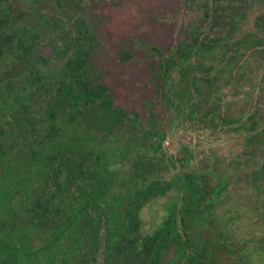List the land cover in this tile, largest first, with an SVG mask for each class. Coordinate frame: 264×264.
<instances>
[{
	"label": "trees",
	"instance_id": "1",
	"mask_svg": "<svg viewBox=\"0 0 264 264\" xmlns=\"http://www.w3.org/2000/svg\"><path fill=\"white\" fill-rule=\"evenodd\" d=\"M99 4L97 2L96 5L100 6ZM192 4H197L196 16L191 15ZM262 5L264 4L258 3L257 0H250L249 8L253 9L248 13L245 12L247 16L242 15L237 20L231 21L228 36H221L209 42L204 37L209 29L203 30L200 21L209 17L211 24L209 27L212 26L211 20L215 15L214 5H211L209 0H179L170 15V21L176 32L174 41H169L167 45L143 41L142 44H138L143 51L140 58L137 49L133 48V42L128 45L123 43L118 54V62L122 65L135 63L139 66L142 62H147L150 73L144 85L152 89L153 100L144 99L142 105L147 110L145 122L150 134L148 137L156 136L157 141L149 144V149H146L147 136L144 129L137 125L141 124L137 121V115L132 119L134 123L126 125L125 121H122L118 129L119 122L113 117L111 100L108 96L105 97V111L99 112L97 106L100 104L98 105L92 96L97 73L89 69L88 63L82 64L80 69L75 64L74 73H76L72 79L76 80L67 85L72 90L79 86L80 94L73 97L74 108L69 114L72 119L68 118L66 122L63 120L60 124L65 131L55 130L58 125L54 126V116L49 103L44 105L45 111L42 110V113L48 115L53 125L39 114L41 117L37 118L33 126L40 122L44 128L43 131H37L38 127L33 130L34 141L29 151L14 149L15 138L13 139L12 134L5 130L4 125L3 128L0 126L2 198L0 223L3 264H23L22 259L17 256L19 251L28 252L29 254H26L34 261H41L42 264L59 262L88 264L86 257L97 245V224L101 220L107 222V246L100 264L119 262L124 264V257L128 256L125 253L128 244L131 245L132 257L129 259L131 264H160V254L168 247L171 238L178 241L183 264H255L254 259L264 255V202L261 201L264 197V163H260L240 183L233 184L229 190L217 192V196L211 197V203L206 207L202 205L205 196L201 175L195 174L192 170L187 171L188 159L179 158L182 168L178 176L180 178L165 185V191L156 204L163 206L164 209L160 222L150 232H139L133 237L128 236L126 213L120 208L123 200L129 198L128 185L132 184L135 190H140L146 183L142 179L138 183L135 182L137 160L129 164L132 172L135 169L131 180L126 176L121 179L120 169L130 156L133 158V155H138L144 151V148L147 152L160 150L161 144L168 137L170 124L168 115L174 105H180L179 110H182L181 103L194 99L193 92L197 96L198 94L204 96L207 93L218 97L224 85L219 84L217 87L214 80L223 74L225 65L229 63H232L233 67L231 71L228 70L229 73H226L244 90L243 98L246 100L242 99L244 103L239 105L237 111L233 110L230 101L225 103L222 111L217 104V110L214 109L215 106L213 107L216 112L211 109L213 116L210 118L215 119L217 116L225 115L230 122L237 121L232 125L235 132L239 129L241 134L249 132L248 120L244 119L242 122L241 118L252 113V109L246 107L247 95L256 85L257 80L258 86L264 82V77L261 81L257 76V72L259 73L264 65V59L256 69L252 68L249 58L238 62L235 55L240 53L245 39L246 45L252 43L254 48L260 44L255 22L256 16L262 8L264 9L260 7ZM255 9V13H258L254 16L252 11ZM250 13H252L250 17H253L252 23L249 21ZM80 19L84 25V18ZM71 62L73 63L72 60ZM190 70L196 72L203 70V72L193 75L195 79L193 80ZM80 72L82 77H79ZM263 75L264 73L261 76ZM180 79L183 80L176 87L175 81ZM202 80L206 84L199 82ZM70 95L66 96L67 99L71 98ZM37 112L41 111L38 109ZM122 129L124 134L115 144L116 149L119 148L118 144L126 141H130V144L137 142L139 148L132 149L130 156L126 151L115 152L120 158L114 159V173L111 174H109L108 156L104 151L92 147L91 143L85 145L79 141L72 142V136L77 138L75 132L79 131L78 134H89L96 138L95 144L105 143L111 141L112 136L116 138L117 133ZM261 134V131H257L254 138H262ZM142 142L143 146H141ZM104 147L108 149L109 146ZM172 164L176 166V161L172 160ZM76 171L83 174V179L90 185V189L82 191L80 197L70 192L72 174ZM49 183L56 187L59 202L56 208L46 211L48 203L46 204L45 201V188ZM20 185H24L23 190L20 189ZM40 185H43V188ZM252 194L258 199L256 206L259 207L253 215L252 210L245 203L246 197ZM21 203L26 204L24 208ZM20 208L22 209L19 210ZM90 209L92 211H89ZM248 214L251 215L245 221L244 218ZM126 219L128 221V218ZM240 219L244 222L238 224ZM76 220L79 223L73 229ZM78 225H80L77 231L79 241L72 235ZM247 230L249 232L246 234ZM231 233L238 236L233 245L227 243V237ZM40 235H46L47 240L42 241ZM46 250H49L48 255L44 253Z\"/></svg>",
	"mask_w": 264,
	"mask_h": 264
},
{
	"label": "rangeland",
	"instance_id": "2",
	"mask_svg": "<svg viewBox=\"0 0 264 264\" xmlns=\"http://www.w3.org/2000/svg\"><path fill=\"white\" fill-rule=\"evenodd\" d=\"M209 1L215 9L214 18L211 20L212 26L209 27L211 25L209 17L200 21L203 30L209 29L208 34L204 35L205 40L209 42L221 36H228L231 21L237 20L240 16L246 15V11L248 13L253 9L249 8L250 0ZM97 2L100 6L96 5ZM257 2L264 4V0H257ZM178 3L179 0H0V126L3 128L2 125H4L5 130L12 134L13 139L15 138L14 149L29 151L34 141L33 130L38 127L37 131H43L44 125L40 122L35 126L33 124L36 123L37 118L41 117L39 114L43 115L42 110L46 103H49L53 113L54 126L58 125L55 130L57 132L64 130L60 124L63 120L66 122V119H72L69 114L74 108L73 97L80 94L79 86L72 90L67 85L76 80L72 79L76 73H74L75 64L80 69L82 64L87 65V63L89 69L97 73L92 96L96 103L100 104L97 106L99 112L105 111V97L108 96L111 100L113 117L119 122L118 129L122 121H125L126 125L134 123L132 119L137 115V121L141 123L137 125L144 129L147 136L145 145H147L146 149H149V144L155 143L157 137H148L150 134L145 122L147 110L142 105L144 99L153 100L152 89L144 85L150 75L148 65L147 62H142L141 66L135 63L122 65L118 62V54L123 43L128 45L133 42V48L137 49L136 52L140 58L143 51L138 46L139 43L148 41L167 45L169 41H174L176 32L170 21V15ZM192 5L191 15L196 16L197 4ZM255 11L256 9L249 15L250 23L253 18L250 17L251 14L255 16L258 13ZM262 11L256 16L255 22L260 44L254 48L252 43L246 45L245 39L240 53L235 55L238 62L249 58L252 68L256 69L264 59L263 8ZM81 17L84 18V25ZM225 67L223 74L214 80L217 87L219 84L224 85L218 97L207 93L204 96L201 94L197 96L193 92L194 99L181 103L182 110H179L180 105H174L169 115L167 113L170 118L168 137L157 152H147L144 148V151L131 158L130 151L139 147L137 142L130 144V141L118 144L117 150L115 144L122 138L124 129L119 130L116 138L112 136L111 141L100 144H95L97 139L89 134H78L79 131L75 132L78 135L77 138L72 136V142L79 141L85 145L91 143L92 147L107 154L109 174L114 173V161L120 158L115 155V152L118 153L119 150L123 153L128 152L130 158L120 169L121 179L124 176L128 177V180L132 179L135 169L132 172L129 164L137 160L135 182L138 183L142 179L146 185L140 190H135L132 184L128 185L129 198L123 200L120 208L124 209L129 221L128 224L125 218L129 237L139 232L148 233L160 222L164 209L163 206L156 204L165 191V185L180 178L178 176L182 168L179 158L188 159L187 171L192 170L195 174L201 175V185L205 196L202 205L206 207L210 205L211 197L217 196V192L229 190L233 184L240 183L260 163H264V140H262L264 138V82L258 86L257 80L256 85L247 95L246 107L249 106L252 113L244 115L241 119L242 122L244 119L248 120L249 132L241 134L240 129L235 132L232 125L237 121L230 122L225 115L217 116L215 119L210 118L213 116L211 109L215 106L214 109L217 110V104L222 111L225 103L230 101L233 110L237 111L239 105L246 100L243 98L244 90L227 74L233 67L232 63ZM69 70L72 72H68ZM190 71L193 80H195L193 75L203 72V70ZM262 73H264V65L259 73L257 72L261 81L264 77V75L261 76ZM81 75L82 72L79 77H82ZM181 80L183 79L175 81L176 87L181 84ZM199 82L206 84L203 80ZM69 94L71 98L67 99L66 96ZM38 109L41 112H37ZM43 116L50 125H53L48 115ZM257 131L262 133L261 140L254 138ZM82 136L86 138L82 139ZM140 137L143 138L141 135ZM11 138L8 139L9 142ZM141 144L143 146V142ZM105 145L109 146L108 149L104 147ZM172 160L176 161V166L172 164ZM72 175L70 192L80 197V193L84 190L88 191L90 185L83 179V174L81 175L80 172L76 171ZM54 180L58 179L54 178ZM45 192V201L46 204L48 203L45 209L50 211L56 208L59 193L51 183L46 186ZM245 200L253 215L259 208L256 206L258 199L255 194H252ZM261 201L264 202V197ZM249 215L251 214L244 218L245 221ZM242 221L244 222L243 219L238 220V224ZM77 223L79 222L76 220L73 229ZM79 227L80 225L73 234H77ZM97 229L98 242L95 249L86 257L88 264H100L105 256L107 222L101 220L97 224ZM110 229L113 230V228ZM248 232L249 230L246 234ZM237 237L231 233L227 237V243L233 245ZM43 238L44 235H42ZM178 246L177 239L171 238L168 247L160 254V264H183ZM44 253L48 255V250ZM125 253L128 256L124 257V264H131L129 262L132 257L131 245H127ZM34 254L37 257V254ZM27 260V264H39V261L29 258ZM254 260L255 264H264V255ZM131 262L134 261L131 260Z\"/></svg>",
	"mask_w": 264,
	"mask_h": 264
},
{
	"label": "flooded vegetation",
	"instance_id": "3",
	"mask_svg": "<svg viewBox=\"0 0 264 264\" xmlns=\"http://www.w3.org/2000/svg\"><path fill=\"white\" fill-rule=\"evenodd\" d=\"M20 189L21 190H23L24 189V185H20ZM31 187H32V185H31ZM16 195H17V193H16ZM1 201H2V198H1V194H0V220H1V205H2V203H1ZM21 205H23V208H24V206L26 205L25 203H21ZM22 208H20L19 210H21ZM18 210V209H17ZM17 213H19V211H17ZM72 235L74 236V239L75 240H77V241H79V239H77V234L75 235V234H73L72 233ZM79 236V235H78ZM40 237H41V240H43L44 242H45V240H47L45 237H46V235H44V238L42 239V235H40ZM60 240H61V238H60ZM62 241V240H61ZM49 251V250H48ZM34 252V251H33ZM25 253V254H24ZM26 253H28V252H23V251H19L18 253H17V256L18 257H20L21 259H22V263L23 264H27V262H28V258L29 259H32V257L30 256V255H27ZM29 254V253H28ZM22 255H24V256H22ZM43 255H45V254H43ZM22 256V257H21ZM26 256H27V259H26ZM3 254H2V229H1V223H0V264H3ZM65 257V256H64ZM60 263H62V262H59L58 264H60ZM39 264H42L41 263V261H39Z\"/></svg>",
	"mask_w": 264,
	"mask_h": 264
}]
</instances>
